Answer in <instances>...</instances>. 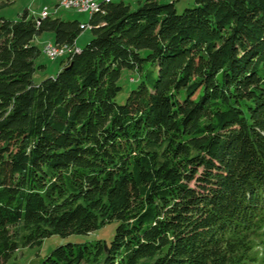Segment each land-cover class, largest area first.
<instances>
[{"label": "trees", "instance_id": "16d2710c", "mask_svg": "<svg viewBox=\"0 0 264 264\" xmlns=\"http://www.w3.org/2000/svg\"><path fill=\"white\" fill-rule=\"evenodd\" d=\"M99 5L85 46L39 81L33 38L72 47L81 22L0 16V264L111 220L107 244L68 242L40 264H257L264 0ZM125 69L136 86L118 103Z\"/></svg>", "mask_w": 264, "mask_h": 264}, {"label": "rangeland", "instance_id": "374dc122", "mask_svg": "<svg viewBox=\"0 0 264 264\" xmlns=\"http://www.w3.org/2000/svg\"><path fill=\"white\" fill-rule=\"evenodd\" d=\"M1 1V0H0ZM98 3L102 0H96ZM130 2L132 7H135L137 0H125ZM142 1V0H141ZM161 2H168L171 0H160ZM59 0H11V2L0 3V16L6 19H16L27 10L35 17H40V12L43 7H47V13L52 17H60L62 19H77L82 23H87L89 14L88 12H80L73 8L64 7L59 5ZM175 7L180 12L184 7L193 6L194 0H174ZM91 37L90 27L86 25L76 38V45L79 48L85 46ZM33 44L39 47L40 50L47 43H54L53 33L51 31H43L33 38ZM62 57L49 58L41 51L37 62L45 65L44 69L37 71L34 75V80L39 81L42 77L50 76V72L54 75L60 65ZM131 72L123 70L121 72L118 83L122 86L121 91L116 96L118 103H123L131 88L136 86V82L128 80ZM131 80V79H130ZM116 220H111L100 225L98 228L87 233H72L66 236L59 234H51L42 239L41 243L33 246H26L17 249L5 264H40L43 257L48 254L53 248L59 245H64L68 242H84L94 239H101L107 244L115 230ZM86 264V263H83ZM257 264H264V255Z\"/></svg>", "mask_w": 264, "mask_h": 264}, {"label": "built area", "instance_id": "2783aa9c", "mask_svg": "<svg viewBox=\"0 0 264 264\" xmlns=\"http://www.w3.org/2000/svg\"><path fill=\"white\" fill-rule=\"evenodd\" d=\"M77 11H86L89 14L99 11L100 5H97L96 0H75L71 2V7ZM47 7H43L40 15L46 16ZM88 26V24H80L82 28ZM79 48L68 45H55L54 43H47L44 45V54H49V58H55L57 56L67 55L71 51H78Z\"/></svg>", "mask_w": 264, "mask_h": 264}, {"label": "bare ground", "instance_id": "6f19581e", "mask_svg": "<svg viewBox=\"0 0 264 264\" xmlns=\"http://www.w3.org/2000/svg\"><path fill=\"white\" fill-rule=\"evenodd\" d=\"M72 1H75V0H59V5H62V6H64V7H68V8H70L71 7V2ZM97 5H99V3L97 2ZM48 13H47V10H46V15H47ZM42 51H43V53H44V46H43V49H42ZM46 56H48L49 57V54H46Z\"/></svg>", "mask_w": 264, "mask_h": 264}, {"label": "crops", "instance_id": "0c3cea01", "mask_svg": "<svg viewBox=\"0 0 264 264\" xmlns=\"http://www.w3.org/2000/svg\"><path fill=\"white\" fill-rule=\"evenodd\" d=\"M80 12H86V11H80ZM80 22H81V21H80ZM75 45H76V40H75ZM76 47H78V48H79V46H77V45H76ZM62 58H63V57H62ZM57 70H58V69H57ZM57 70H56V72H57ZM56 72H55V73H56ZM49 75H50V76H54V75H53L51 72H50V74H49Z\"/></svg>", "mask_w": 264, "mask_h": 264}]
</instances>
